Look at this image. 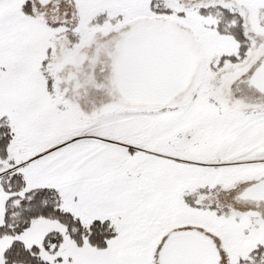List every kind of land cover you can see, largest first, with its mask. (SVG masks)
Masks as SVG:
<instances>
[{"label":"snow or ice","instance_id":"obj_1","mask_svg":"<svg viewBox=\"0 0 264 264\" xmlns=\"http://www.w3.org/2000/svg\"><path fill=\"white\" fill-rule=\"evenodd\" d=\"M0 264H264V0H0Z\"/></svg>","mask_w":264,"mask_h":264}]
</instances>
